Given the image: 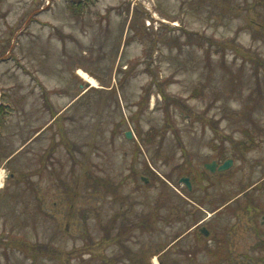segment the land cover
Wrapping results in <instances>:
<instances>
[{"label": "rangeland", "instance_id": "1", "mask_svg": "<svg viewBox=\"0 0 264 264\" xmlns=\"http://www.w3.org/2000/svg\"><path fill=\"white\" fill-rule=\"evenodd\" d=\"M259 1L0 0V264H264Z\"/></svg>", "mask_w": 264, "mask_h": 264}, {"label": "trees", "instance_id": "2", "mask_svg": "<svg viewBox=\"0 0 264 264\" xmlns=\"http://www.w3.org/2000/svg\"><path fill=\"white\" fill-rule=\"evenodd\" d=\"M261 2V4L263 3L264 4V0H260L258 3H260ZM6 114H7V112H6V109L5 108H3V110H2V108L0 107V126L3 124V118H5V116H6ZM247 142H249V140H246ZM250 142H252V139L250 140ZM245 144V142H241V146H245L244 145ZM251 145H254V144H252L251 143ZM215 149L216 148H218V146H215L214 147ZM249 150V148L248 149H246V151H248ZM225 159H227V157L225 158V157H222L221 156V158H220V160L222 161V160H225ZM187 195H188V193H186ZM190 196V195H189ZM126 230V229H125ZM183 235V233H181L180 235H178L177 237H176V239L177 238H179L180 236H182ZM175 239V240H176ZM215 243V247L216 248H212L211 249V251L210 252H208V256L211 258V259H215V260H213V261H216L217 263L218 262H220V260L221 261H223L224 259H225V257L222 259L221 258V256H222V253L224 254V253H226V251H223V250H221V245L222 244H220L219 243V241H217L216 240V242H214ZM24 249H27V247H25V246H22ZM34 250H36L37 248L36 247H32ZM205 249L206 250H209V246H206L205 247ZM46 253V251L44 252V254ZM220 255V256H219ZM34 259H35V257H34ZM229 261V260H228Z\"/></svg>", "mask_w": 264, "mask_h": 264}, {"label": "water", "instance_id": "3", "mask_svg": "<svg viewBox=\"0 0 264 264\" xmlns=\"http://www.w3.org/2000/svg\"><path fill=\"white\" fill-rule=\"evenodd\" d=\"M125 136H126L127 139H131V137H132V135H131L130 132H126ZM231 165H232V161L231 160H227L222 165H220L219 167H217L216 162L213 161L211 163L205 164L204 167L207 170H209L211 173H213V172L216 171V168H217V170L219 172L226 171V170H228L231 167ZM179 182L180 183H183L184 185H186L190 189V182H189V179L188 178L183 177V178L180 179ZM200 231L203 232L206 236L208 235V232L204 228H202Z\"/></svg>", "mask_w": 264, "mask_h": 264}, {"label": "bare ground", "instance_id": "4", "mask_svg": "<svg viewBox=\"0 0 264 264\" xmlns=\"http://www.w3.org/2000/svg\"><path fill=\"white\" fill-rule=\"evenodd\" d=\"M77 73L83 79H85L90 85H92V86H96L97 85L96 81L93 78L89 77L86 73L82 72L81 70H78ZM0 184L2 185V181L0 182Z\"/></svg>", "mask_w": 264, "mask_h": 264}]
</instances>
